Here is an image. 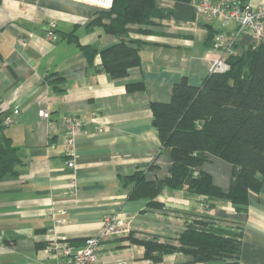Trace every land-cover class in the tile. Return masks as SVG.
Masks as SVG:
<instances>
[{"label":"crops","instance_id":"crops-1","mask_svg":"<svg viewBox=\"0 0 264 264\" xmlns=\"http://www.w3.org/2000/svg\"><path fill=\"white\" fill-rule=\"evenodd\" d=\"M156 6L172 9L175 1L156 0ZM100 11L77 0L0 2V113L14 117L5 132L22 161L17 175L0 179V264H67L63 246L57 253L50 247H82L112 214L131 219L134 228L107 238L95 264H202L180 251L155 263L133 239L157 236L178 245L180 234L204 214L217 227L241 234L242 249L234 264H264V175L258 174L262 185L250 189L242 214L229 199L185 187L164 188L153 199L162 206H150V197L131 199L133 184L124 183V176L136 170H145L150 180L170 174L171 152L162 147L152 103L169 102L173 85L182 79L202 85L211 72V42L218 33L236 38L235 50L241 54L258 43L254 31L238 35L235 19L227 25L223 16L207 18L197 12L194 18L154 17L152 25L132 24L148 29L129 35L133 48L142 45L140 61L126 76L114 78L102 67V53L121 38L92 23ZM51 22L56 24L53 39L48 36ZM83 45L96 49L93 62ZM41 109H47L48 119L40 116ZM67 115L83 122L73 168L65 150ZM200 169L230 190V161L212 156ZM209 202L215 203L211 209Z\"/></svg>","mask_w":264,"mask_h":264},{"label":"trees","instance_id":"trees-1","mask_svg":"<svg viewBox=\"0 0 264 264\" xmlns=\"http://www.w3.org/2000/svg\"><path fill=\"white\" fill-rule=\"evenodd\" d=\"M174 1L172 9L157 7L156 0H115L112 8L101 9L92 23L103 24L106 31L121 38L102 53V67L112 77L126 76L128 68L140 61L142 45L133 48L129 35L148 29L130 25H152L154 17L194 18L193 0ZM82 49L93 62L96 49L88 45ZM227 61L230 68L226 72H210L200 86L182 79L173 85L169 102L152 103L153 123L159 129L162 147L170 149L172 167L164 179L150 180L145 170L124 176L125 184H133L131 199L146 196L152 199L150 206H162L153 199L164 188L185 187L209 198L231 200L238 214L246 211L249 191L260 189L263 180L258 174L264 175V40ZM6 116L0 113L1 180L17 175L22 162L18 148L5 132ZM212 156L233 164L229 191L200 169ZM156 167L152 162L150 169ZM214 204L209 202V209ZM212 219L206 214L195 218L180 234L178 245L161 242L157 236L133 240L145 246V257L155 263L177 251L192 255V263H236L242 249L241 234L217 227Z\"/></svg>","mask_w":264,"mask_h":264},{"label":"built area","instance_id":"built-area-1","mask_svg":"<svg viewBox=\"0 0 264 264\" xmlns=\"http://www.w3.org/2000/svg\"><path fill=\"white\" fill-rule=\"evenodd\" d=\"M77 1L92 4L100 9H110L113 7L115 0ZM193 4L198 15H204L207 18L223 16L225 19L224 23L227 25L231 19H235L238 24V35L254 31L258 42L264 40V2L253 6L250 4L240 5L239 3L222 2L220 0H193ZM55 25V22H51L50 24L51 30L48 32V36L51 39L55 38L53 31ZM235 41L236 38L233 39L225 32H220L216 35L211 50L215 56L212 59L211 72H226L229 70L230 64L227 59L230 56L237 55ZM17 113L18 111H15V114ZM39 114L45 119L50 117L47 109H41ZM13 122L14 117L7 115L4 123L10 125ZM63 124L66 132L65 150L69 158L68 166L73 168L76 165L74 158L76 137L82 131L83 122L76 116L67 115L64 118ZM73 184V188L75 189V182ZM133 228L134 225L131 219H126L120 214H112L106 217L101 231L95 236L87 238L82 247L71 250L66 245L56 243L50 247V251L57 253L61 246H63L61 251L67 258V264H95L101 254L103 243L107 238L113 233L120 232L121 230L131 231Z\"/></svg>","mask_w":264,"mask_h":264}]
</instances>
